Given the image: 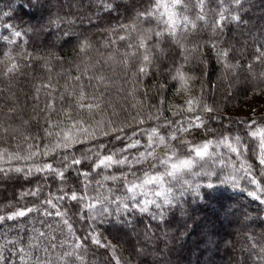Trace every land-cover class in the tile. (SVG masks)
<instances>
[{
	"label": "trees",
	"instance_id": "trees-1",
	"mask_svg": "<svg viewBox=\"0 0 264 264\" xmlns=\"http://www.w3.org/2000/svg\"><path fill=\"white\" fill-rule=\"evenodd\" d=\"M115 2L119 7L109 13L101 0H41L32 7L26 3L20 7L21 0H0V13L14 9L10 19L0 14V169L5 170L0 171V216L30 207L42 209L0 223V252L7 256L9 241L20 237L25 259L14 258L13 264H253L252 258L264 254V204L248 195L256 186L246 179L238 180V188L219 180L236 175L243 163L251 165L264 186V165L259 153L252 151L253 145L259 147L258 141L244 135L249 120L264 126V113H239L251 106L264 108V58H258L264 52V0H242V11L231 0L223 7L221 0H204L202 9L199 0H183L174 9L178 26L172 37L161 19L163 8L156 15L140 16L151 12L156 0ZM219 12L239 14L242 22L229 19L217 28ZM49 17L56 23L49 25ZM10 24L22 27L24 34L12 35ZM157 31L165 35L157 37ZM225 50L227 57L218 55ZM144 55L150 62L143 60ZM175 69L185 77L183 87L172 79ZM189 99L197 105L195 113L187 111ZM203 106L213 112H203ZM197 114L206 125L202 134L179 130ZM117 135L131 139L116 140ZM234 136L241 137L248 151L238 156L224 145L216 147L224 137L235 144ZM160 137L164 144L158 143ZM66 140L72 142L70 148H55ZM136 140L140 142L136 148L127 147ZM182 140L191 144L211 140L209 152L216 155L197 158L190 171L180 174L179 183L165 177V187L172 186L174 195V211L167 214V222L135 214L132 231L115 216L103 215V208L111 212L116 207L113 198L131 205L127 188L139 185L145 172L164 173L159 160L165 155L175 152L169 165L178 163V158H192ZM149 151L151 158L135 163L134 157ZM105 155L127 157L132 166L95 168L93 162ZM72 157L82 163L65 169ZM49 163L65 172L64 180L35 172ZM16 168L24 171H7ZM78 172L88 175L74 174ZM185 180L188 185L181 187ZM209 180L219 192L211 200L197 201L189 185ZM152 187L148 186V197H137L141 203L155 198L150 195ZM34 189H39L38 195L26 194ZM73 192L83 199H55ZM49 198L56 209L42 204ZM89 203L96 207L89 209ZM45 210L52 215H44ZM57 210L61 216L55 215ZM145 225L150 226L147 235ZM180 233L184 238L177 240ZM77 242L82 247L73 249Z\"/></svg>",
	"mask_w": 264,
	"mask_h": 264
},
{
	"label": "snow or ice",
	"instance_id": "snow-or-ice-1",
	"mask_svg": "<svg viewBox=\"0 0 264 264\" xmlns=\"http://www.w3.org/2000/svg\"><path fill=\"white\" fill-rule=\"evenodd\" d=\"M14 2V0H13ZM226 0H221V7L224 6V3ZM28 4L30 7L32 6H39L41 4V0H21L20 7H23L24 4ZM232 4H235L239 10H243L242 8V0H231ZM183 0H166V2H162V0H156V6L151 12L147 13H141L140 16H153L158 14L159 9H164V14L161 15V19L164 21L165 28L167 29V34L172 37L176 33L177 23L175 20V17L177 16V12L174 11L179 6H182ZM204 0H199V6L201 9L203 8ZM101 6L109 13L115 12L119 5L115 2V0H101ZM14 11V9L11 12H2L0 14L9 17L10 14ZM166 15V19H165ZM219 19L216 20L215 26L217 28H222L223 23L226 20H234V21H241V16L239 14L236 15H225L224 12L218 13ZM203 19V17H200ZM185 26L189 23L188 17H183ZM47 23L49 25L56 23V20L49 17L47 20ZM124 28H127L129 26L124 25L122 26ZM192 27H195V25H192ZM9 29H12V35L19 38L24 34V31L22 27L20 29H17V26L14 24L8 25ZM155 35L157 37H163L165 33L163 31H157L155 32ZM3 39H8V37H2ZM120 39H125V37H120ZM162 42V41H161ZM140 47H144V42H140ZM155 47H159V42L155 44ZM210 47L215 48V44H210ZM163 54V53H161ZM218 55L222 57H227L228 53L227 51H222L218 53ZM258 58H264V52L260 54ZM143 60L145 62H150L149 56L144 55ZM15 68V65L12 66ZM12 69H9L11 71ZM141 72H145V68L140 69ZM175 75L172 76L173 80H179L183 82L185 80L184 75L180 71V69H175ZM188 107L187 111L195 113L197 105L193 103L192 99H189L186 101ZM83 107V105H82ZM88 108H91L92 105H88ZM203 112L206 113H212L213 109L211 107L203 106L202 108ZM245 122H241V124H244ZM206 128L204 120L201 118L200 115H194L192 118H190L187 121V126L182 127L181 131L189 134H194L196 131H199L201 134L203 133V130ZM113 132L116 131V129H112ZM153 134H155L156 130H152ZM135 134V133H134ZM51 135V134H49ZM104 135H108V133H104ZM244 135L247 137H251L254 141H258L259 147L256 148L255 145H253V154L259 153L258 159L260 165H264V126H261L256 123L254 120H249L247 122V127L245 128ZM114 139L116 140H122V139H131L130 137H121V136H114ZM171 139H176L175 136H172ZM235 144L229 142L228 137H224L222 140L216 142V147H219L221 145H224L230 152L236 153L238 156L242 155L243 152L248 151V148L244 145V143L241 140L240 136H234L233 137ZM152 136H149V145L148 147L151 149L153 147L152 143ZM164 137H160L158 143L164 144ZM71 143L69 141H65L62 144L55 145V148H64L68 149L71 147ZM139 140L130 142L127 147L128 148H136L139 145ZM181 143L187 148V151L189 155L192 158L188 159H179L178 163H172L169 165V160L172 158V156L175 155V152L171 149L169 151H172V156L165 155L163 159L159 160V163L165 165V172L162 174H155L152 175L148 172H145L144 178L142 179V182L137 185L136 183H132L130 187L127 188L128 193L130 195L127 197L128 201H131V205L129 203L124 202L119 197L113 198V202L116 204V207L110 212L107 207L103 208L101 211L104 216H115L117 218V222L121 224L122 227L130 228L132 231H135V214H146L149 216L150 219L154 221H164L167 222V214L173 213V198L174 195L172 194V186L165 187L166 180L165 177H167L169 180H176L179 183L180 180V174L184 171H190L193 168V165L197 162V158L200 160H203L205 157H210L211 155H216L214 152L210 153L209 148L210 145L213 143L211 140H206L202 144H191L189 141L182 140ZM100 148H103L104 145H99ZM55 150V149H53ZM123 151V150H121ZM45 154L47 155V150L45 151ZM152 153L149 151L147 153V156H145L144 153H141L138 158L134 157L133 160L135 163L140 164L143 163L145 159L151 158ZM90 157H85V160H89ZM64 161H68V157H63ZM82 161L76 157H72L70 164H65V169H67L70 166L74 165H80ZM94 163L95 168H100L101 166L105 168L112 167L113 164L115 165H125L127 164L129 167L132 166V161H129L127 157H123L121 159H114L113 155H105L103 158L99 159L98 163ZM223 163V161H221ZM154 167V165H152ZM170 168V170H169ZM242 170V172H241ZM0 171H5L3 169H0ZM7 171H15V172H22L24 169L16 168V169H9ZM36 173H51L53 178H59L60 180H64L65 178V172L61 171L57 168H54L51 163L45 164L43 167H36L35 168ZM32 169H28L27 174H31ZM77 176H83L86 177L88 175L87 172H78L74 173ZM200 173H194V175H199ZM205 176H212L215 175L213 172H205ZM47 178V177H46ZM111 179H117V177L112 176ZM219 180V177H217ZM247 180L249 184L255 185L256 190L250 191L248 193L249 196L253 197L255 200L260 201L262 204H264V199H262V196H264V186L261 185V181L257 179L256 176L253 175L251 170V165H245L241 164L239 169H236V175H229L225 177L223 180H219L220 184H230L233 188H238L239 182L238 180ZM152 185V190L150 192V195L152 197H155L153 199L145 198L143 200V203H141L137 197H148L149 191L148 186ZM184 185H188V181H183ZM190 188L193 189V195L197 201H204L205 198L211 200L213 199V194L219 192L218 186L216 183H213L211 180H209L208 183L201 185L199 183L193 185H189ZM159 189L158 191L156 189ZM39 193V189H34L28 193L27 195L36 196ZM259 193V194H258ZM180 195H183V192L180 193ZM162 199H159L161 198ZM65 198L70 199L71 201H77L78 199H83V197H78L74 192L69 196L67 193L63 196H57L55 199L57 201L64 200ZM43 205L51 206L52 209L57 208V204L53 203V199L49 198L46 201L42 202ZM167 206V207H166ZM87 207L89 209L95 208L96 205L93 203L87 204ZM150 207L155 209V212L150 211ZM42 211L41 208L37 207H30L27 209H21L12 212L10 215L7 216H0V223H2L5 220H16L21 217H25L28 213L31 212H37ZM179 211L183 212V208H179ZM44 215H52V212L50 211H43ZM226 215H233L234 213H225ZM56 216H61L62 213L57 210L55 212ZM64 223L67 225L69 230H71V225L67 223V221H64ZM16 227H22L21 225H16ZM146 229V235L150 233V226L145 225ZM185 233H180V235L177 237V240L183 239ZM40 236H43V233H40ZM96 243L97 245L100 244V240L95 237H89ZM11 244V247L8 249V255L5 256L3 252H0V264H13L14 258L16 261H23L25 259L26 250L25 247H21L20 244L24 243L23 238L18 237L17 240L9 241ZM29 247H32V245H29ZM82 247V244L80 242H77L73 245V249H80ZM264 251V250H262ZM68 256H72V252L67 253ZM250 256H251V250H250ZM253 264H264V254L259 255L258 258H252ZM83 264V262H82Z\"/></svg>",
	"mask_w": 264,
	"mask_h": 264
},
{
	"label": "rangeland",
	"instance_id": "rangeland-1",
	"mask_svg": "<svg viewBox=\"0 0 264 264\" xmlns=\"http://www.w3.org/2000/svg\"><path fill=\"white\" fill-rule=\"evenodd\" d=\"M239 113L242 116H255V115L263 114L264 113V108H258V107H252L251 106L249 108L247 107V111H240Z\"/></svg>",
	"mask_w": 264,
	"mask_h": 264
}]
</instances>
